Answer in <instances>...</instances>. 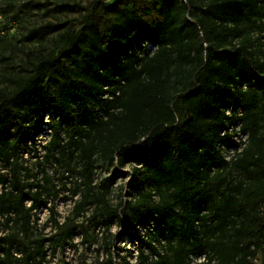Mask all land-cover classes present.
I'll return each instance as SVG.
<instances>
[{"label": "trees", "instance_id": "trees-1", "mask_svg": "<svg viewBox=\"0 0 264 264\" xmlns=\"http://www.w3.org/2000/svg\"><path fill=\"white\" fill-rule=\"evenodd\" d=\"M2 1L15 20L29 9ZM34 7L52 19L23 36L43 47L0 86V164L8 170L0 174V224L9 229L0 235V264H44L46 242L72 244L88 207L97 225L125 223L137 249L129 264H264V0ZM45 125V160L66 178L77 173L71 192L80 199L62 223L44 163L41 178H22V156L37 150ZM239 131L247 134L241 151ZM98 164L114 166L100 181ZM127 165L126 198L113 205ZM43 206L57 231L31 246Z\"/></svg>", "mask_w": 264, "mask_h": 264}, {"label": "rangeland", "instance_id": "rangeland-1", "mask_svg": "<svg viewBox=\"0 0 264 264\" xmlns=\"http://www.w3.org/2000/svg\"><path fill=\"white\" fill-rule=\"evenodd\" d=\"M38 0H11L15 7L26 4L29 9L22 13L19 19L13 18V12L6 10L5 2L0 0V37L4 40L2 50L5 59L0 56V86H3L6 81V75L10 71L18 68L19 63L27 59L31 54H36L41 50L43 44L38 40H25L24 34L35 26L40 25L51 17L43 16L34 3ZM68 1V0H63ZM73 1V0H69ZM85 3L87 0H79ZM61 15V19L73 17ZM44 46H49L50 37L44 40ZM43 142L37 141V150L31 147L29 151L22 156L21 163L24 168L22 169V178L27 182H35L42 177L40 171L39 161L44 163V168L51 175V180L59 188L58 196L55 198L57 217L62 223L66 220L67 216L71 213L74 204L80 199V194L72 195L71 189L73 187L72 178L77 173L74 172L70 178H66L67 172L59 170L55 171L54 164L45 160L46 150ZM114 166L98 164L95 168V179L100 181L103 177L108 176ZM131 171V166L127 165L123 169H119L118 176L109 199L110 203L116 205L122 199L126 198L128 176L126 173ZM8 172L7 168H3L0 164V174ZM66 182L65 186L63 183ZM2 185L0 184V193ZM28 204L30 200H27ZM50 204V200H49ZM48 204V205H49ZM83 213L76 218L79 227L76 229L72 244L65 247L54 246L46 242L45 248L47 250L46 260L44 264H99L100 261L112 256L115 264H129L135 261L137 249L136 242H132L128 235L124 232L125 223L120 218H115L110 225L106 228L103 224H96L89 218L93 211V207H88ZM38 222L36 228L33 229V235L28 240L31 246H35L39 241V237H48L57 231L50 218V210L48 206H43L38 211ZM142 233L146 232L145 228H139ZM9 229L0 224V235L8 233ZM23 245L16 244L14 253L18 257L22 255ZM261 257L255 262L259 264Z\"/></svg>", "mask_w": 264, "mask_h": 264}, {"label": "built area", "instance_id": "built-area-1", "mask_svg": "<svg viewBox=\"0 0 264 264\" xmlns=\"http://www.w3.org/2000/svg\"><path fill=\"white\" fill-rule=\"evenodd\" d=\"M50 120V116L48 114L45 115V121H49ZM240 126H237V129L239 130ZM50 133H51V128L48 125H45L44 130L39 133L37 135V141L46 143V141L50 138ZM247 138V134H242L240 131L238 132V134L235 136V139L237 141H240L241 144L238 147V151H241V149L243 148L245 141ZM234 152V148L229 149V153H233ZM228 158V155L226 156ZM204 257H200L199 260H203Z\"/></svg>", "mask_w": 264, "mask_h": 264}]
</instances>
